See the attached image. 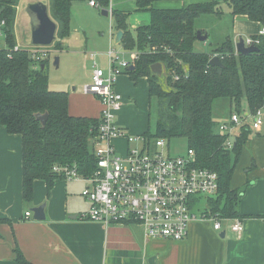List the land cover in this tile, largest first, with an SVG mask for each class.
<instances>
[{
    "label": "trees",
    "instance_id": "obj_1",
    "mask_svg": "<svg viewBox=\"0 0 264 264\" xmlns=\"http://www.w3.org/2000/svg\"><path fill=\"white\" fill-rule=\"evenodd\" d=\"M20 0H0V125L9 134H17L22 142V201L32 202L33 182L42 180L47 196L55 180L62 177L52 167H74L83 177L96 170L92 140L97 133L99 118L72 116L68 113V93L48 87L47 57L35 59L30 50L16 44V7ZM91 0H45L49 16L57 24V39L70 34V10L73 3ZM99 9H107L110 0H93ZM170 0H134L136 13H148L149 23L138 26L132 33L128 26L130 12L112 10L114 29L122 31L120 41L125 51H135L133 70L125 71L136 82L146 77L149 97L156 99L154 132L144 137L183 138L187 149L195 153L196 165L216 173L218 191L209 199L211 215L221 219H240L238 203L242 190L232 189L230 180L242 145L251 132L248 125L239 128L232 148L226 149L227 135L219 133L212 119V105L217 99L234 102L240 112L245 100L248 112L264 107V44L257 52L236 53L234 41L227 37L210 52H196L195 22L205 15L220 16L219 3L190 4L178 9H157L154 4ZM182 1V0H174ZM233 19L245 18L264 27V0H224ZM47 5V4H46ZM204 34V31H201ZM56 50H64L56 42ZM47 56V52H46ZM221 66H210L212 57ZM160 64L165 87L160 77L152 75L151 66ZM43 65V69H41ZM178 79H174V77ZM47 113L44 126L36 114ZM149 115V114H148ZM0 223L11 224L10 220ZM16 264H29L15 244Z\"/></svg>",
    "mask_w": 264,
    "mask_h": 264
},
{
    "label": "crops",
    "instance_id": "obj_2",
    "mask_svg": "<svg viewBox=\"0 0 264 264\" xmlns=\"http://www.w3.org/2000/svg\"><path fill=\"white\" fill-rule=\"evenodd\" d=\"M76 3L72 4L71 9ZM78 5L95 9L89 6L88 1L78 2ZM110 5L112 10L133 12L128 17L132 33L138 26L149 23L148 13L134 12V0H110ZM154 7L166 9L156 4ZM97 10L100 12L102 9ZM234 20L247 23L245 18L237 17ZM249 24L253 28L248 36H253L260 25L255 22ZM117 31L114 29L113 33L110 32L108 38H114ZM232 37L235 44L236 37ZM67 40L62 41L64 50H67ZM92 71L93 65L86 76L85 85L89 83ZM83 88L80 93L70 95L64 89L56 91L68 93L67 107L70 115L98 119L101 105L95 96L84 93ZM115 89L123 99L115 124L128 135H144L148 129L144 130L142 122L133 118L136 115L131 111V118H128L123 116V111L132 108L133 104L141 109L149 105L147 78L140 77L133 82L123 72L116 78ZM76 96L87 100L76 107L75 99H71ZM217 100L212 105V119L217 131L220 124L229 122L231 114L248 113L244 99L240 102V112H236L234 102L226 99L224 106L221 105L223 103L219 105L228 114L222 117V112L218 113L220 119L215 121L214 103ZM261 119L262 124L258 130H253L249 122L245 124L251 132L241 147L230 180L232 189L243 191L237 208L243 227L241 234L237 236L226 224L220 231H215L209 221H193L182 241L148 239L136 224L104 226L80 218L89 207V203L80 195L86 184L80 181L55 180L47 196L45 182L35 180L32 202L25 205L21 190V137L9 134L0 125V220L8 219L11 222L10 225L0 223V264H16L13 253L15 244L29 264H264V107L261 109ZM238 134L239 128L235 129L234 138ZM114 143L116 148L117 143H120L123 151L124 139H117ZM41 205L44 207L45 219L35 221L31 210ZM27 212L30 215L25 217Z\"/></svg>",
    "mask_w": 264,
    "mask_h": 264
},
{
    "label": "built area",
    "instance_id": "obj_3",
    "mask_svg": "<svg viewBox=\"0 0 264 264\" xmlns=\"http://www.w3.org/2000/svg\"><path fill=\"white\" fill-rule=\"evenodd\" d=\"M89 6L99 8L91 0ZM111 19L112 7L106 9ZM245 47L264 44V27L256 34L243 39ZM235 45V44H234ZM236 51V50H235ZM237 53V51H236ZM128 54V57H121ZM46 57V52L36 51L32 56ZM136 52H117L111 46L106 52V66L93 63L90 81L84 93L95 96L100 105L97 133L92 140L96 158V170L91 177L79 175L74 167H52V171L67 181L85 183L80 195L89 203V208L80 218L109 225L136 224L148 239L182 241L187 236L188 226L193 221H209L215 231L226 224L237 236L243 227L238 218L221 219L207 209L199 212V203L216 196L218 180L215 172L196 165L195 153L187 149L184 155L171 156L164 150L165 141L151 140L144 135L131 136L115 124V117L123 105L122 96L115 89L116 78L133 65ZM178 79V77H174ZM253 130L262 124L261 109L255 113L230 115L229 122L218 126V132L227 135L226 149H231L234 131L246 123ZM124 139V149L119 153L114 141ZM30 214L25 213V217Z\"/></svg>",
    "mask_w": 264,
    "mask_h": 264
},
{
    "label": "rangeland",
    "instance_id": "obj_4",
    "mask_svg": "<svg viewBox=\"0 0 264 264\" xmlns=\"http://www.w3.org/2000/svg\"><path fill=\"white\" fill-rule=\"evenodd\" d=\"M209 0H182V2L162 1L155 3L158 7H166V9L181 8L195 3H206ZM212 1V0H210ZM219 3L222 14L220 16L205 15L198 18L195 22V28L197 31H204L207 34L205 42L198 41L195 44L196 52H210L212 49L218 47L229 36L236 37L235 39H245L250 35L253 28L251 24L242 21L234 20L224 0H216ZM36 2H43L45 0H20L16 7V21H15V38L16 44L26 50L37 49L38 51L47 52L46 71L49 76V89L56 91L64 89L69 91L70 94L80 93L83 86L86 83V76L91 71L93 63H97L102 68L106 64V51L109 46H112L117 52H130L122 49L120 43L116 44L114 38H108L110 32L113 33L114 27L109 16L104 17L100 12L95 9H90L86 6H76L77 3L70 10V22L69 29L70 34L67 40V50H56L54 45L56 42L62 44L63 40L57 39V33L55 34V40L52 45L48 47H35L31 44L30 39V18L27 13V5ZM167 3L170 5L167 6ZM47 4L48 13L49 5ZM166 5V6H161ZM130 13L129 16H131ZM57 25V24H56ZM57 31V30H56ZM233 39V37H232ZM236 43V42H235ZM3 47V41L0 37V48ZM135 52V51H131ZM121 57H128V54ZM58 59V67L54 66V59ZM163 87H165L164 71L160 77ZM75 88L73 91L72 89ZM76 102V107H79L85 102L86 98L79 96L71 97ZM226 99H219L214 103V115L215 121H219L220 117L218 113L222 112V117H225L226 109L224 106ZM133 103V101L131 100ZM220 103H223L219 105ZM132 108L123 111V116L131 118V111L133 112L134 119H139L142 122L144 130L151 133L154 132L156 125V99L150 98L149 105L143 106V108H136L131 105ZM132 109V110H131ZM119 113V112H118ZM118 113L116 117H118ZM247 113V112H245ZM245 113H241L244 115ZM149 114V115H148ZM122 115V114H121ZM130 115V116H129ZM156 137L151 138V149L154 148ZM163 139V138H162ZM165 141L164 150L171 156L184 155L187 151V144L183 138H173L170 140L163 139ZM150 141V140H149ZM117 150L122 153L120 143H117ZM207 202L201 201L199 203V212L202 209H207ZM89 208V207H88Z\"/></svg>",
    "mask_w": 264,
    "mask_h": 264
},
{
    "label": "water",
    "instance_id": "obj_5",
    "mask_svg": "<svg viewBox=\"0 0 264 264\" xmlns=\"http://www.w3.org/2000/svg\"><path fill=\"white\" fill-rule=\"evenodd\" d=\"M27 13L30 18V39L31 44L35 47H48L52 45L55 40V34L57 30V25L49 16L47 5L43 2H36L28 4ZM100 14L104 17L108 16L107 10L102 9ZM123 33L122 31H117L114 34V42L119 44L122 39ZM196 39L200 42H205L207 39V34H202L201 31L196 32ZM235 50L238 54L247 55L250 53L257 52L256 47H245L243 43V39H238L235 43ZM210 66H221L220 60L218 57L214 56L209 61ZM54 66L58 67V59H54ZM41 69H43V65H41ZM133 70V66H130L128 71ZM152 75L157 77H161L162 75V66L158 63L154 64L150 68ZM36 120L40 122L42 126L45 125L48 115L44 114H36ZM44 207L38 206L31 210L33 219L35 221H43L45 219ZM224 234V233H223Z\"/></svg>",
    "mask_w": 264,
    "mask_h": 264
}]
</instances>
